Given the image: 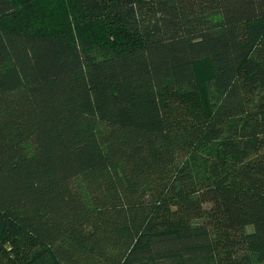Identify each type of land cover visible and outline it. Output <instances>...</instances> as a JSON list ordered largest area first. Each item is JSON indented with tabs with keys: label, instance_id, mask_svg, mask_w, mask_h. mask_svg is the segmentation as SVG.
<instances>
[{
	"label": "trees",
	"instance_id": "obj_1",
	"mask_svg": "<svg viewBox=\"0 0 264 264\" xmlns=\"http://www.w3.org/2000/svg\"><path fill=\"white\" fill-rule=\"evenodd\" d=\"M8 237L23 264H264V0H0Z\"/></svg>",
	"mask_w": 264,
	"mask_h": 264
},
{
	"label": "rangeland",
	"instance_id": "obj_2",
	"mask_svg": "<svg viewBox=\"0 0 264 264\" xmlns=\"http://www.w3.org/2000/svg\"><path fill=\"white\" fill-rule=\"evenodd\" d=\"M196 85L192 88L188 87L187 92L189 96L196 99L198 109H202V113L208 115L207 102L203 90V85L206 81L211 79L212 73L208 62H199L195 64ZM5 244L0 242V248L3 256L10 264H23V260L19 253L30 254L34 249H39V244L31 238L18 237L7 238ZM14 245V246H13ZM15 247V248H14ZM16 249V250H15Z\"/></svg>",
	"mask_w": 264,
	"mask_h": 264
}]
</instances>
